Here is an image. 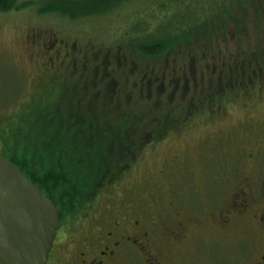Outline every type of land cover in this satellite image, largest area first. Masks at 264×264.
<instances>
[{"label": "rangeland", "instance_id": "1", "mask_svg": "<svg viewBox=\"0 0 264 264\" xmlns=\"http://www.w3.org/2000/svg\"><path fill=\"white\" fill-rule=\"evenodd\" d=\"M43 2L0 12V99H8L9 109L20 111L19 103L39 89L55 98L65 83H78L83 97L76 102L90 107L89 98L105 119L134 116L126 108L132 102L181 117L162 136L150 139L154 132L142 131L146 142L139 151L122 155L124 164L115 167L110 181L70 217L78 216L71 233L102 242L106 230L119 224L115 231L131 239L103 264H259L264 255V73L252 83L229 84L201 110L187 105H199L201 88L212 93L216 66L225 68L229 58L240 64L249 56L264 58V17L254 22L255 10L243 11L238 17L243 21L248 14L247 26H212L221 37L210 36L208 47L190 42L189 50L182 46L159 59H143L133 52L135 43H145L133 29L150 42L146 35L165 28L170 11L160 8V1L129 0L116 11L77 20L41 13ZM207 48L209 55H203ZM245 68L244 62L239 70ZM10 83L15 85L11 91ZM118 100L124 106L120 110ZM156 112L149 115H160ZM144 124L154 127L150 118ZM67 251L71 248L55 262L67 263ZM89 261L97 264L99 257Z\"/></svg>", "mask_w": 264, "mask_h": 264}, {"label": "trees", "instance_id": "2", "mask_svg": "<svg viewBox=\"0 0 264 264\" xmlns=\"http://www.w3.org/2000/svg\"><path fill=\"white\" fill-rule=\"evenodd\" d=\"M27 1L31 0H22L21 3L17 0H0V12L24 9L29 5ZM128 1L44 0L46 6L40 12H57L71 20H77L116 11ZM154 1H160V8L170 11V19L165 28L160 26L152 37L146 35L150 42L142 41L141 36L133 29L135 37L145 42L135 43L133 46V52L143 59H159L168 52L182 49V46L190 42L195 46L208 47L210 36L221 37L217 28L226 29L229 23H234L238 30L242 25L247 26L248 14H245L243 21L238 17L243 11L246 13L249 9L255 10L254 22L264 17V0ZM157 34H161V37ZM185 48L189 50L190 45ZM208 50L210 49H205L203 55H209L205 53ZM211 54L215 56L217 53ZM262 58L261 55H256L254 59L250 56L244 58V71L239 70L244 62H232L230 58V63L223 65L225 68L219 69L216 66L217 87L211 90V94L201 88V106L194 102L187 106L201 110L212 103V97L214 100L219 98L218 94L229 84L246 80L252 83L264 73ZM9 85V91L14 89V84ZM220 85L223 86L218 87ZM77 86L78 83H65L55 98L48 97L49 91L39 89L38 94L30 95L28 101L19 103L21 108L18 112L9 109L8 99H0V154L18 165L63 215L82 207L96 189L107 184L113 177L115 167L124 164V155L129 157L130 153L139 151L141 145H144L143 141L146 142L142 131L154 132V135L149 134L150 139L159 137L166 133L165 129L181 119L178 115L166 113V110L160 112L157 108L156 112L148 104L138 102L126 106L135 113L134 116L122 114L116 119L112 116L105 119L99 116V104H92L89 98L85 100L90 107H83L84 103L76 102L83 97L77 91ZM7 88L8 86L5 89ZM117 102L118 109H122L124 106L121 100L115 101V104ZM150 112L160 115L152 116L149 115ZM144 118H150L154 127L146 124L143 126ZM155 128L163 129L156 131ZM104 130L109 131L102 132ZM126 143V147H120ZM117 148L119 151L115 154Z\"/></svg>", "mask_w": 264, "mask_h": 264}, {"label": "water", "instance_id": "3", "mask_svg": "<svg viewBox=\"0 0 264 264\" xmlns=\"http://www.w3.org/2000/svg\"><path fill=\"white\" fill-rule=\"evenodd\" d=\"M59 227L53 201L0 155V264H46Z\"/></svg>", "mask_w": 264, "mask_h": 264}, {"label": "flooded vegetation", "instance_id": "4", "mask_svg": "<svg viewBox=\"0 0 264 264\" xmlns=\"http://www.w3.org/2000/svg\"><path fill=\"white\" fill-rule=\"evenodd\" d=\"M78 74L77 72L76 81L80 80ZM73 215L74 214H68L64 217L61 216L60 228L56 233L46 264H58L55 261H59L61 254L64 255V250H68L69 248H71V251H67L69 254L68 262L63 264H72V261H76V264H90L91 261H89V258L93 256L99 257V262H97V264H103L105 259L108 260L121 251L120 249L123 247L122 243L128 244L129 239H131L130 236L124 237L115 231L119 224L113 225L111 230H109L110 228L106 230L107 232L103 235L102 242H99L96 237L94 239L76 237L71 232L75 230V227L78 225L75 223L78 216L74 220H71L70 217ZM132 215L134 214L132 213ZM134 221L137 224L139 223L138 220ZM123 222L129 223L130 221ZM262 225L264 227V220L262 221ZM134 242H136V240H134ZM132 245L135 246L133 243ZM259 264H264V255Z\"/></svg>", "mask_w": 264, "mask_h": 264}]
</instances>
